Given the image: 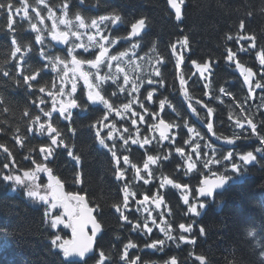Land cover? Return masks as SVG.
<instances>
[{
  "label": "trees",
  "instance_id": "1",
  "mask_svg": "<svg viewBox=\"0 0 264 264\" xmlns=\"http://www.w3.org/2000/svg\"><path fill=\"white\" fill-rule=\"evenodd\" d=\"M19 1L21 0H11L14 7L19 5ZM166 1L83 0V6L81 1L68 0L67 17L73 18L79 14L86 23L90 24L92 19L101 15L118 13L122 17V23L116 26L121 28H114L116 30H112L109 39L126 37L132 23L140 18L146 19L147 27L140 39L131 43L128 40L120 39L114 47L110 48V54L125 50L128 52L125 58H121L118 62L113 61L114 65L111 71L118 76L117 82L120 84L123 83L124 74L128 75V89H131L132 82L140 85L139 97L148 108L149 113L146 114L144 109L142 112L138 107L139 101L134 108L138 113L144 115L145 119L152 117L150 113L156 112L159 113L158 117L163 118L167 123L174 122L179 125L169 132V136H175V144L165 141L164 147L160 148L161 152L169 150L179 155L175 152V146L180 145L184 148L185 156H191L190 162L197 164L196 169L189 173L191 179L185 181L186 175L182 179H173L174 182L180 184L191 182L187 191L183 188H161L156 185V181L163 179L168 171L166 167L175 162V154H170L169 159L173 162H162L164 167L157 163L156 169H158L154 173L152 172L151 183L140 185L135 192L138 199H141L145 194L156 197L163 196L164 203L159 209H156L152 202H149L146 207L151 211L152 217L157 218V223H160L159 214H164L163 219L171 224V235L176 239L167 240L165 234L151 223H149V227H152L153 231L151 234H147L141 233L140 230L133 231L131 225L118 219L119 214L111 205L114 202L122 201V188L126 181L133 182L134 177L129 176L127 170L125 180H122L118 185L115 183L116 181L113 180L114 171L109 168L107 156L95 148L92 132L85 130L88 119L83 118L76 121L74 127L76 137L69 143L74 145L75 153L81 157L79 167H76L75 161L71 160L68 163L63 159L58 165L51 163L52 165L49 164V167L56 177L61 178V183L65 187L73 188V194L85 195L90 207H94L95 203H98L102 209L98 221L102 224L103 232L96 241V255L87 264H96L100 250L111 257L110 262H106V264H125V261L120 257L129 240L137 247L128 250V258L134 260L136 256H139L140 260L137 261V264H170L173 257L176 258L177 264H199L193 260L195 255L204 256L205 264H261V251L264 249V203L262 200L264 194V151L257 152L256 149L264 150V144L260 143L259 138L264 136V65L260 63V54L264 53V13L260 9L264 7V0H186L182 5L183 19L181 23L174 22L172 15L168 12ZM0 2H5V0H0ZM47 2L54 11L56 9L54 6L63 7L65 0H47ZM90 6L92 9L86 8ZM45 9L48 12V9ZM249 11L253 13L252 17L246 15ZM3 14L4 12L1 11L0 66L11 69L12 62L5 63L10 59L11 45L7 41L10 34L6 30ZM241 20L245 21V31L255 35L254 46L248 48L247 51H239V49L241 46L247 48L251 42L236 43L235 39H227L228 35L237 37ZM61 26L63 31L68 30L64 25ZM82 31L91 33V29H82ZM184 36H187L190 41L188 50L182 49L177 43ZM81 37L85 36L82 34ZM134 42L138 45L135 49L131 47ZM173 44L176 45V55L172 52ZM153 46H155V51L152 50ZM228 49L236 52L234 61L227 60ZM44 52L46 55H52L48 50H44ZM181 53L184 59L180 68L177 69V55ZM31 57L26 61L28 62ZM160 58L163 59V63H157ZM33 60V64L36 65L38 58L35 57ZM193 61L198 64L208 63L210 65L203 77ZM236 61L246 68H251L254 74L251 92L249 86L244 82V76L236 68ZM117 63L124 69V72H116ZM25 69L30 72L27 63ZM156 69L160 71L159 76L155 75ZM13 74L10 73V75ZM58 77L57 74L55 78ZM181 77L186 81L183 86L180 83ZM17 79L20 78L17 77ZM149 79L156 83L148 84ZM160 81H163L162 85ZM257 82L261 83V88H255ZM110 85L116 88L118 97L106 93ZM14 86L15 88H13ZM221 87L230 92L231 96L220 93ZM185 89L191 97L190 101L186 100L183 95ZM101 90L111 102H117V104L131 99L130 97L126 99L127 92L119 93L116 84L112 83L111 79L110 84L105 83ZM148 91L154 92L152 102L145 99ZM35 95L44 98L42 93L35 92ZM35 95L28 93L26 86H17L15 80L0 74V98L5 101L4 105H0V109L8 108L7 112L0 111V130H2L0 131V143L5 144L12 152V156L7 157V154L0 150V170L8 171L2 169L4 163H9L10 167L15 166L16 169L25 170L29 167L24 163L25 161L36 160L38 162L39 160L38 153L33 151L29 144L36 143L38 148L42 144H39L36 137H30L27 131L29 126H32L35 131L36 126L30 125L29 117L23 115L26 109L30 115L42 114L32 103ZM25 98L29 101L26 102ZM160 100H166L163 111H160L159 108ZM197 100L201 103L198 104ZM169 103L172 105L171 108L168 107ZM189 103L197 109L199 118L188 107ZM205 105L214 109L211 117L207 116ZM41 107L45 108V105H41ZM230 114L232 119H229ZM245 117L253 119L257 125L258 135L252 134L251 128L244 120ZM209 119L213 124L212 132H208L206 127ZM237 119L244 122L243 128L237 126ZM185 120L190 126L197 129L204 139H200V136H195L194 133L189 134L188 129L184 127ZM122 127L123 129L128 128L129 132L133 134V138H135L136 128L140 129L141 139L145 135L156 137L151 146H145L144 155L129 146L131 140L129 145L120 149H129L127 151H131L130 154L133 152L132 158L135 159L134 164L137 167L142 165L145 158L147 159V155H152L151 151L159 150L160 144L157 143L159 139L155 135V130L149 133V123L144 126L137 123L135 128L133 126L131 128V125L127 124ZM16 129H19L18 133ZM121 134L125 137L129 135L128 132ZM13 135L25 137L23 147L15 143ZM117 136L115 135V137ZM217 136L221 139H217ZM225 137L233 139L234 143L228 144ZM236 137L240 138L235 139ZM189 139H191L190 144L184 143ZM120 144L123 145L122 140H120ZM196 144H199L200 148L194 152L193 148ZM213 150H215V159L220 160L221 163L211 164L210 168L206 169L204 163L213 156ZM229 151L233 152L234 162L237 164H243L238 158L239 155L249 151L256 155L257 160L252 166H243L240 177L244 178L239 179L241 184L230 185L222 194L209 201L199 216L192 215L187 209L190 204L197 203L195 191L200 180L203 177H210L211 170L219 169L220 172H223L225 166L230 168L233 161H226L222 158ZM197 153H200L199 160H197ZM204 153L207 155H203ZM166 154H169L168 151ZM25 157L30 158L25 159ZM139 158H141V162ZM77 171L81 173V183H74ZM166 175L171 179L170 173ZM4 186L0 181V257L3 258V264H62V253H59V250L51 245L53 232L45 224L44 209L30 206L24 202L23 198L17 200L7 196ZM128 186L129 190L133 187V185ZM185 195L188 196L189 204L182 202ZM130 203L134 209L131 199ZM142 211L134 209L132 214L126 212V215L132 218L134 223L138 222L143 225L148 213ZM95 215L97 214L94 212ZM181 223L186 226L191 224L192 231L190 233L181 232L179 229ZM201 227L205 228L204 235L199 234ZM249 230L256 233L255 238L247 235ZM57 232L62 239H65V235L61 231ZM180 235L195 239V245L180 241ZM155 239L165 240V244L158 245V250L145 247ZM189 253L193 255H189Z\"/></svg>",
  "mask_w": 264,
  "mask_h": 264
},
{
  "label": "snow or ice",
  "instance_id": "2",
  "mask_svg": "<svg viewBox=\"0 0 264 264\" xmlns=\"http://www.w3.org/2000/svg\"><path fill=\"white\" fill-rule=\"evenodd\" d=\"M83 2V0H81ZM168 4L175 12V20L180 22L183 19L181 6L185 4L186 0H167ZM38 5H42L43 7L48 9L47 19L52 20L51 29H44V31H48L50 38L52 41L57 42L58 44L68 45L67 49H61L65 53L64 56L55 55L49 56L46 55L43 47L44 45V36L42 34V30L37 27V23L33 22V18L29 15L28 9L31 7L32 12L35 13V17L38 20L39 24L43 25L45 17L42 16L41 12L37 7L32 6L28 3V0H21L20 7H14L11 0H5V2H0V10H3L8 13V29L12 34L11 45L13 46V50L10 53V59L6 60L5 63L12 64L11 69H6L3 66H0V74L9 79L15 80L17 86H26V91L28 93L34 94L35 92L45 94L48 97H51V109L48 110L46 108L41 107V105H45L47 101L39 96L35 95V99L32 101L33 105L39 112L43 114L44 117H47V120L41 122L40 115H30L29 111L26 109L23 112V115L29 117L30 125H35V134L39 136H46L50 141V144H46L45 146L39 147V154L43 156L44 160H48L54 154L56 148H63L66 151L67 156L71 157L73 161H75L76 167H79L81 163V157L79 154L73 152L74 145L66 143L65 134L54 125L53 123V113H58L57 120L63 119L69 121L68 131L72 132L75 135V129L72 128L71 120H72V111L74 108H83V105H78L77 99L74 98V94L76 93V80L77 78L82 79L84 81L85 87L88 89L87 91V100L90 104L93 105H102L103 109H105L102 118L97 120L92 124V128L95 129V138L100 146L107 149L111 154L112 159L114 161L115 166V178L118 181H122L125 179V173L127 171L126 167H121V160L123 161V165L131 167L135 169V174L138 179H143L145 184L150 182V179L153 176L152 171L149 170V165H155L161 159L167 160L169 159L170 153L168 155H164L161 157L160 155H147V160L143 164V171L147 173L148 178H144L140 176L141 168L137 167L136 164L132 163L129 160L127 155L117 154V144L116 139L123 141V146L129 145V141L131 140L132 144H138L141 149H144L145 146H151L153 140H156L155 136H147L145 135L143 139L140 137V129L136 128L135 138H133V134L129 132L128 128H124V132H128L129 135L125 137L123 134H119V130L116 127L115 122L105 123V121L109 120V116L115 113V116L119 119H127V113H131V117H139V122L141 124L145 123V116L138 113L137 111H132V106L137 104L139 101L138 107L144 109L146 114L149 113L148 108L145 107V104L139 97V88L140 85L132 82L131 89L127 88L129 84V77L125 73L123 76V83H118V76L112 73L113 61H120L121 58L125 57L128 52L125 51H117V53L110 54V48L114 47L120 39L131 40L132 37L140 36L141 32L147 27L146 19L140 18L135 23L131 24V31L126 37H115L113 39H109V36L104 35V32L108 30V23L115 27L116 25L122 23V17L116 13L112 12L108 15L100 16L96 19H92L90 24L86 23L85 19L81 17L79 14H76L74 17L75 22H77L78 29H95L94 34H88V40L93 42L90 45H85L83 43L76 44L75 42L69 43V36L75 37L77 41L81 40V33L78 30H73V20L67 18V9H68V0H65L63 5V16L59 18V24L64 25L67 28V31H61L57 25V17L53 12L52 8H50L47 4V0H36ZM262 13H264V7L260 9ZM21 20H27L30 26V30L35 32V42L36 44L42 45L40 50V56L42 60H47V64H43L40 68L33 70L32 72H27L25 69L26 56L28 52L32 51L30 45L24 46L27 50L22 51V46L18 43L17 38L15 36V29L12 27L14 23L13 14L20 15ZM246 15L248 17H252L253 13L251 11L247 12ZM101 25H104L101 28ZM240 31L237 33V37L234 38L231 35L227 36L229 40H236V43L240 41H249L251 42L247 48L241 46L239 51H247L248 48L254 46L255 43V35L248 34L245 31V21L241 20L239 23ZM100 37V40L96 38ZM180 47L184 50H188L190 46V41L187 36H184L181 40L177 41ZM95 46L99 49L98 54L93 52L92 58H88L84 56V53L89 52L90 47ZM137 43H132L131 47L135 49L137 47ZM78 48H83V53H77ZM153 51H155V46H153ZM172 52L176 55V45H172ZM20 54L19 56L17 54ZM236 56V52L232 49H228L227 60L234 61ZM70 57L71 59H67ZM183 54L177 55V69L180 68V64L183 62ZM157 63H163V59L160 58ZM260 63L264 65V53L260 54ZM51 65L52 72H59V65H63L62 75L59 77L61 86L57 89L56 82L53 80L51 88L47 84L41 83L44 77L41 75L42 72H46L48 70V65ZM69 64L72 65L71 71L73 73L72 77H68L69 72ZM195 67L200 71L201 76L207 72L210 68L208 63L198 64L193 61ZM236 68L240 70L242 76H244V82L249 86L250 92L252 90V77L253 72L251 68L244 67L239 61L235 62ZM87 65L88 69H94L95 72H91L89 70H85L84 66ZM106 67L109 71L101 75V68ZM116 72H124V69L120 66L119 63L116 64ZM10 73H14L10 75ZM155 75L159 76V69L155 70ZM95 76V83L92 82L90 77ZM19 77L20 79H17ZM39 77V79H38ZM112 80V83L116 84L119 93L127 92V96L131 99H128L127 102H122L120 104H115L111 102L110 99L103 94L101 88L102 85L108 81ZM35 82V83H33ZM71 83V89L68 92H65L64 84ZM156 81L152 79L148 80V84H154ZM180 83L183 86L186 81L183 77L180 78ZM160 84H163V81H160ZM207 87V85H205ZM261 83L257 82L255 84V88H261ZM220 93L224 95L231 96V93L228 92L224 87L219 89ZM136 93V95H133ZM113 96L117 95V92L112 93ZM153 91H148L145 99L148 102H152L153 100ZM183 95L186 100L191 99L187 90L185 89ZM57 97H64V99H58ZM218 99V97H217ZM198 104L201 103L199 100L196 101ZM223 102V101H221ZM5 101L3 98H0V105H4ZM166 100L159 101L160 111H163L165 108ZM59 105V106H57ZM206 106V105H205ZM239 107V105H237ZM168 107H172L169 103ZM188 107L191 109L193 114H196L199 118V114L197 113V109L192 106L191 103L188 104ZM207 107V116L211 117L214 109L212 107ZM0 111L7 112L8 108L4 107L0 109ZM153 120H156L159 113L152 112L150 113ZM232 115H229V119H232ZM247 125L251 128L253 135H258L257 133V125L253 122L251 117H245ZM131 124L135 128L137 125V119L132 118ZM236 124L238 127L243 128L244 122L239 119L236 120ZM99 125V127H97ZM174 127H179V125L173 123H166L163 118L159 119L158 123H149L148 131L151 133L153 130L158 131L159 140L158 144L162 145L163 141H169L170 144H175V136H169V130ZM184 127L188 129L189 134H195V136H200V139H204V136L200 134L197 129L190 126L188 122L184 121ZM206 127L208 132L213 131V124L209 119L206 123ZM107 129V132L102 135V132ZM2 131V130H0ZM28 133L33 132V127L29 126L27 129ZM16 132H19V129H16ZM114 133H118L117 137H114ZM214 134V133H213ZM194 138V137H193ZM240 137H236L235 139H239ZM260 143L264 144V136H260ZM13 139L17 145L21 147L24 146L25 137L20 135H13ZM217 139H221V137L217 136ZM228 144H233V139L224 138ZM106 141H113L111 146ZM184 143L190 144L191 139L184 141ZM200 148L199 144H196L193 148V151L196 152L197 149ZM0 150L7 154V157L12 156L11 150L5 145L0 143ZM35 149H33L34 151ZM129 150V149H125ZM257 152L264 151L262 149H256ZM175 152L179 154V156L185 160L187 164V169L185 171V175L189 172L196 169L197 164L191 161V156L185 157L184 148L180 145L175 146ZM203 155H207L204 153ZM30 157H25V159H29ZM200 158V153H197V160ZM223 160L233 161L231 163V167L225 166L224 171L220 172L219 169L211 170V179L205 178L200 181V185L196 189L197 193V203L190 204L187 211L194 216H199L201 214V210L205 209L207 203L210 200H213L215 195L219 190H224L226 186L231 183L238 182V178L242 175V168L245 165L252 164L257 160L256 155L253 152L249 151L246 154L239 155V160L243 162V164H237L234 162L233 152L229 151L227 155H224ZM14 161L12 164L14 165ZM33 164L36 165L34 169L23 170V175L17 174L20 170L17 169L16 172L11 170L9 163H4L2 165V169H6L8 171L0 170V181H3L5 184L12 185V191H16L17 188H24L25 195L42 205H45L44 208V219L46 226L50 227L53 230V237L51 239V245L53 248L58 249L59 253H62L63 262L62 264H87V260L85 257L88 253H91L93 250V242L98 234L102 233V224L98 221V216L102 214V209L98 203H95L94 207H89V202L85 199V195L82 194H72L65 193L63 191L64 185L61 183L60 179L55 177L52 174V170L47 167L43 163H38L36 160L32 161ZM221 161L215 159V150H213V156L209 158L208 161L204 163V168L209 169L211 164H220ZM46 173L48 175L49 182L46 185H42L37 183L38 176L37 173ZM74 183H81V173L79 171L76 172ZM171 185L174 188H183L185 191L188 189V185H181L180 183L174 182L173 179L168 178L167 176L163 177V180L160 184V187L163 188L164 185ZM43 189V191H42ZM123 199L121 202L112 203L111 207L115 209V212L119 214L118 219L123 221L127 225H131L132 230H140L141 233L151 234L153 231L152 227H149V223H151L154 227L159 228L160 232L165 234L167 240H175L176 238L171 235L172 226L169 222L163 219V213L159 214L160 223H157V218L152 217L151 211L148 210L146 205L149 202L155 204V208L159 209L161 204L164 203V198L162 195L150 196L145 194L142 199H137L136 193L129 190L128 184H124L123 188ZM203 197L204 199H200ZM130 199L135 201L137 207L136 211L143 210L148 213V216L144 219L143 225L140 223L133 222V219L126 215V212H132L133 208L130 203ZM184 203L189 204L188 196L185 195L183 197ZM75 201L76 204L73 206L69 202ZM57 209H62V212H56ZM55 212V215H54ZM97 215H93V213ZM170 214V213H169ZM65 217L67 219H65ZM163 224V226H161ZM63 225L64 228H70L72 230L73 239L67 240L62 239L59 232L55 230L58 226ZM91 225V235H88L85 232V228ZM179 229L183 233H190L192 231V225H185L184 223L179 224ZM199 234H205V228L201 227L199 229ZM247 235L249 237L255 238L256 233L254 231L249 230ZM179 240L186 244L195 245L196 240L187 238L183 235L179 236ZM165 244V240L155 239L151 243L145 245L147 248L157 249V246H163ZM137 245L133 243L131 240L124 246V252L120 257L121 260L125 261V264H137V261L140 260L139 256H136L134 260H129L128 258V250L136 248ZM158 250V249H157ZM95 255V254H93ZM189 255H193L189 253ZM205 257L202 255H195V260L199 261L200 264H205ZM111 257L106 254L103 250L99 251L98 259L96 264H106V262H110ZM170 264H177L176 258H172ZM261 264H264V249L261 251Z\"/></svg>",
  "mask_w": 264,
  "mask_h": 264
},
{
  "label": "water",
  "instance_id": "3",
  "mask_svg": "<svg viewBox=\"0 0 264 264\" xmlns=\"http://www.w3.org/2000/svg\"><path fill=\"white\" fill-rule=\"evenodd\" d=\"M166 4H167L168 11L172 14V16H173V18H174V22H175V23H181V21L178 22V21L175 20V12H174V10L171 8V6L168 4V2H167ZM181 11H182V8H181ZM130 31H131V30H130ZM132 38H135V37H132ZM220 191H221V190H219L218 192H220ZM218 192H217V193H218ZM201 198H203V197H201ZM201 198H200V199H201ZM88 231L90 232V234H88ZM85 232H86L88 235H91V225H88V226L85 228ZM100 235H101V233L97 235V237L95 238V240L98 239V237H99ZM95 240H94V242H93V250H92V252H91V253H88V254L86 255L85 259H86L87 257L93 255V253H94Z\"/></svg>",
  "mask_w": 264,
  "mask_h": 264
}]
</instances>
